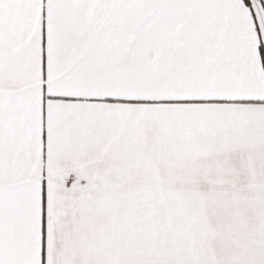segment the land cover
<instances>
[{"label":"snow or ice","instance_id":"1","mask_svg":"<svg viewBox=\"0 0 264 264\" xmlns=\"http://www.w3.org/2000/svg\"><path fill=\"white\" fill-rule=\"evenodd\" d=\"M0 264H264V0H0Z\"/></svg>","mask_w":264,"mask_h":264}]
</instances>
